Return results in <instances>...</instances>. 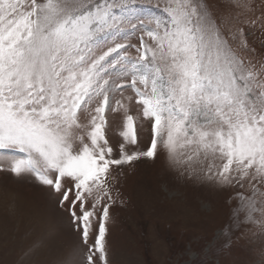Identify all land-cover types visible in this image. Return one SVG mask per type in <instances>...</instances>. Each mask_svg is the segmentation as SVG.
Wrapping results in <instances>:
<instances>
[{
  "label": "snow or ice",
  "instance_id": "1",
  "mask_svg": "<svg viewBox=\"0 0 264 264\" xmlns=\"http://www.w3.org/2000/svg\"><path fill=\"white\" fill-rule=\"evenodd\" d=\"M229 5L0 0V171L60 194L87 264L97 253L107 264L111 169L160 153L189 175L241 189L229 231L264 232V57L241 26L250 5Z\"/></svg>",
  "mask_w": 264,
  "mask_h": 264
},
{
  "label": "rangeland",
  "instance_id": "2",
  "mask_svg": "<svg viewBox=\"0 0 264 264\" xmlns=\"http://www.w3.org/2000/svg\"><path fill=\"white\" fill-rule=\"evenodd\" d=\"M212 2L221 11L230 8L229 0ZM246 2L250 7L241 17L245 39L264 57V0ZM127 42L137 45L139 40L132 36ZM109 139L113 146L120 142L115 126ZM150 142L146 125L139 133V148L146 150ZM108 187L114 202L103 201L110 204L107 264H264V232L252 224L229 231L235 194L241 191L237 187L223 189L202 174L189 175L170 165L164 153L114 166ZM60 199L32 176L0 171V264H87L81 232ZM100 214L97 209L89 245L98 232ZM98 257L94 264H104Z\"/></svg>",
  "mask_w": 264,
  "mask_h": 264
}]
</instances>
